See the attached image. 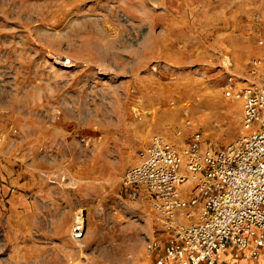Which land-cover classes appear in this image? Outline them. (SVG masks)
<instances>
[{"label": "rangeland", "instance_id": "rangeland-1", "mask_svg": "<svg viewBox=\"0 0 264 264\" xmlns=\"http://www.w3.org/2000/svg\"><path fill=\"white\" fill-rule=\"evenodd\" d=\"M231 78L263 84L264 0H0V264L141 263L166 229L124 173L247 133Z\"/></svg>", "mask_w": 264, "mask_h": 264}, {"label": "built area", "instance_id": "built-area-1", "mask_svg": "<svg viewBox=\"0 0 264 264\" xmlns=\"http://www.w3.org/2000/svg\"><path fill=\"white\" fill-rule=\"evenodd\" d=\"M227 94L242 100L247 130L224 148L206 146L200 133L179 146L154 136L123 185L143 186L168 232L152 264H227L264 259V80ZM149 250L160 247L157 240Z\"/></svg>", "mask_w": 264, "mask_h": 264}, {"label": "crops", "instance_id": "crops-1", "mask_svg": "<svg viewBox=\"0 0 264 264\" xmlns=\"http://www.w3.org/2000/svg\"><path fill=\"white\" fill-rule=\"evenodd\" d=\"M167 238H168V232L166 230L158 234L155 240L159 242L160 247L155 250L147 249L148 250L147 252L149 255L144 257V260H142V262L139 264H147L149 260H150V264H152L156 259H158L163 253V247L167 242ZM165 264H176V263L173 261H169V262H166ZM227 264H264V259L259 260V261H247V260L231 261Z\"/></svg>", "mask_w": 264, "mask_h": 264}, {"label": "bare ground", "instance_id": "bare-ground-1", "mask_svg": "<svg viewBox=\"0 0 264 264\" xmlns=\"http://www.w3.org/2000/svg\"><path fill=\"white\" fill-rule=\"evenodd\" d=\"M81 227V226H80ZM78 236V235H77Z\"/></svg>", "mask_w": 264, "mask_h": 264}]
</instances>
